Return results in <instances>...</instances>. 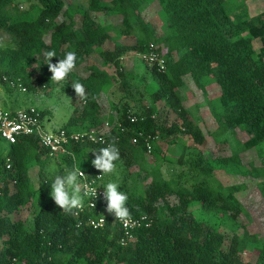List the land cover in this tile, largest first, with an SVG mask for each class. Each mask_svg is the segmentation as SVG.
Returning <instances> with one entry per match:
<instances>
[{"label":"trees","instance_id":"obj_1","mask_svg":"<svg viewBox=\"0 0 264 264\" xmlns=\"http://www.w3.org/2000/svg\"><path fill=\"white\" fill-rule=\"evenodd\" d=\"M156 19L165 26L160 39L153 28ZM151 42L165 57L166 69L159 71L140 57L149 73L134 83L132 72L124 69L125 56L144 52ZM50 50L56 53L53 64L67 51L77 54L76 66L61 81L51 80L44 63ZM94 56L101 64L89 61ZM86 61L85 75L80 67ZM118 78L123 87L128 84L125 88L142 89L140 99L147 103L134 107L125 96L111 101L106 113L102 95ZM18 79L27 94L61 85L73 95V113L62 126L69 131L110 120V141L120 153L113 162L120 190L128 195L132 216L145 214L153 221L135 229V240L123 245L122 229L111 216L94 228L88 220L101 215L97 209L77 217L51 199V180L65 173L60 163L95 174L100 171L91 164L93 151L106 145L72 142L66 152L51 156L37 133L11 144L0 138V264H264V235L253 229L240 199L250 187L252 193L258 186L264 192V0H87L85 7L36 0L27 10L15 0H0V86L10 93L16 88L10 81ZM73 81L84 86V98L76 96ZM190 81L205 92L208 85L217 86V96L207 98V105L227 134L222 139L215 132L214 138L228 144L230 154L208 158L199 147L206 135L182 96L192 90ZM37 109L41 117L50 111ZM129 110L140 116L137 122L127 118ZM172 112L174 120L167 118ZM138 130L168 144L184 135L188 141L173 159L156 146L147 153L143 143H133ZM253 148H258L259 163H245L240 151ZM166 161L180 168L171 180L161 172ZM51 162L59 164L54 172ZM30 170H37V178ZM114 178L104 174L102 184ZM245 250L252 253L246 261Z\"/></svg>","mask_w":264,"mask_h":264},{"label":"rangeland","instance_id":"obj_2","mask_svg":"<svg viewBox=\"0 0 264 264\" xmlns=\"http://www.w3.org/2000/svg\"><path fill=\"white\" fill-rule=\"evenodd\" d=\"M36 0H15V2L19 5L22 10H27L30 7V4ZM67 3H76L82 7L87 6V0H66ZM151 3V2H149ZM146 15L151 16L152 10L148 9L146 10ZM154 31L157 34V38L160 39L162 33L165 30V26H163L161 20H155L154 21ZM90 62H94L96 64H101V59L98 56H94V58L89 59ZM89 61H86L83 63L80 67V71L83 74H87L88 64ZM124 69L126 71L132 72L134 76V83L145 80L147 78V72L141 58L138 56V54L134 53L130 56H125L124 60ZM122 78H118L116 83L105 93H103L101 98V103L103 108L105 109V112H111L110 110V103L111 101L118 102L120 99L122 100L127 97V100L129 99L132 104L135 107V104L143 105L147 103V100L144 98L141 100V91L142 89H139L138 91L135 90L133 84L131 87H127L128 84H125V87L122 86ZM191 82V81H190ZM131 83V82H130ZM154 85L157 87V83L154 82ZM191 85V91L183 92L184 101L187 104V107L190 109V117H193L194 122L199 125L203 132L206 135V142L199 147L202 148L204 155L208 158H214L219 157L220 155L224 154H230L231 147L229 149L228 144H222L220 141H216V138L214 136H217V134H213L215 132H219V136L222 139H225L227 137L226 132L220 131L222 128H220L219 123L214 118V116L210 113L209 107L207 105V98H213L217 96L218 90L217 86L214 84H210L207 87V92L202 91L198 87H196L195 84L192 82ZM17 88V87H16ZM13 90L12 92L6 91L5 87L0 86V109L2 110H17L20 108H26L29 106H35L36 108L40 109H50L49 112H47L43 118H42V126L46 130H54L56 128L62 127L66 121L69 119V117L72 115L74 110V105L72 103L73 101V95L66 91L63 86L57 85L54 86L51 92H46V90H41L37 94H27L25 91H20L18 89ZM112 90V91H111ZM171 114L169 113L167 115L168 119H176V114L172 112V118H170ZM107 118V117H106ZM241 136L245 138L246 134L243 132H240ZM231 142L234 143L235 149L238 145L237 137H230ZM183 139L185 141H188V136L184 135ZM182 140V141H184ZM182 141H178L177 144H168L166 141L161 140L156 144L157 150L161 151L165 155L171 156L173 159H177L180 154L184 151L182 144ZM221 143V144H220ZM1 145L4 147L6 146L5 142H2ZM236 151H239V149H236ZM258 151V148H253L248 150L246 153H242L240 151V156L243 157V161L245 163H248V161H254L256 163H259L257 159L256 152ZM264 152V150H263ZM52 163V162H51ZM57 163H52L50 170L51 172H54L58 168ZM59 167L64 168V172L67 171L66 166L62 165L60 163ZM184 169H186V165L184 166ZM180 171V168L177 164H174L172 162L166 161L162 167L161 172L162 175L171 180L178 172ZM229 172H233V170H229ZM32 178H37V170L34 172L30 170ZM53 174V173H52ZM116 176L117 178L112 179L111 181L119 182L118 177V171H115L114 173L107 174V177ZM234 174V173H232ZM233 177V175H232ZM238 178V177H237ZM224 181L227 183L229 179L224 176ZM233 179V178H232ZM243 179V177L241 178ZM245 179V178H244ZM79 183H81L79 178ZM257 188V186H256ZM251 187L244 190L245 192L243 194H240V199L244 203L245 207L251 214L252 218V227L254 230H260L261 233L264 235V196L262 191L260 190L258 186V190L256 192H250ZM245 218V217H244ZM243 221H246V218L243 219ZM251 251L245 250L241 256L244 261L251 258Z\"/></svg>","mask_w":264,"mask_h":264},{"label":"built area","instance_id":"obj_3","mask_svg":"<svg viewBox=\"0 0 264 264\" xmlns=\"http://www.w3.org/2000/svg\"><path fill=\"white\" fill-rule=\"evenodd\" d=\"M139 57L148 60L150 63L155 64L159 71H165L167 63L165 57L160 51H158L156 44L149 43L144 52L138 53ZM11 86L17 87L22 91H26V88L20 82V79L10 81ZM42 118L40 112L35 106H29L26 108H20L17 110H2L0 109V138L5 142L11 144L17 141L19 136L37 133L40 138V142L45 147L51 156L66 152L67 146L72 142H90L98 143L101 145H108L113 143L110 141V120L107 118L103 121L102 125L92 127L86 130L69 131L64 127H59L54 130H46L42 126ZM127 118L131 123L137 122L140 116L129 110ZM144 116L141 117V120ZM117 126L123 132L127 127L122 122L117 121ZM116 142L120 141V136L114 137ZM159 136L146 133L144 130H138L132 137V142L136 144L143 143L147 153H151L159 142ZM11 164L7 161V168H10ZM80 187L81 191H85L87 188H96V197L84 196L83 203L79 209L74 210L75 216H80L85 212V209H97L101 215L96 218H89L88 222L94 227H102L106 222V217L111 216L114 222H117L122 229V235L120 237V243L125 245L135 240L134 230L140 227H150L153 219L149 215L132 216L131 221L127 225L116 220L114 214H110L106 211V200L103 197V178L104 174L97 172L95 174H87L81 170L80 174ZM81 223V222H80Z\"/></svg>","mask_w":264,"mask_h":264},{"label":"clouds","instance_id":"obj_4","mask_svg":"<svg viewBox=\"0 0 264 264\" xmlns=\"http://www.w3.org/2000/svg\"><path fill=\"white\" fill-rule=\"evenodd\" d=\"M22 8V6H21ZM56 56L54 51H47L44 54L45 62L49 71L52 73L51 80L61 81L76 66L78 57L75 51H67L63 58L57 63H51V58ZM71 87L74 89L76 96L84 98L86 93L84 86L79 81H73ZM94 152V159L91 160L92 166L99 170L102 174L112 173L114 170V161L119 159V149L114 143H109L107 146L99 149L98 153ZM81 169L73 167L71 170L65 171L64 174L55 175L51 180L50 196L60 209L66 212H72L79 209L83 203L84 196L96 197V188H87L81 191L79 177ZM103 197L106 200V211L114 214L116 220L125 225L131 221L130 208L127 205L128 195L120 190L119 184L115 181H110L103 185Z\"/></svg>","mask_w":264,"mask_h":264},{"label":"crops","instance_id":"obj_5","mask_svg":"<svg viewBox=\"0 0 264 264\" xmlns=\"http://www.w3.org/2000/svg\"><path fill=\"white\" fill-rule=\"evenodd\" d=\"M14 110H15V109H14ZM67 121H68V120H67ZM67 121H66V122H67Z\"/></svg>","mask_w":264,"mask_h":264}]
</instances>
